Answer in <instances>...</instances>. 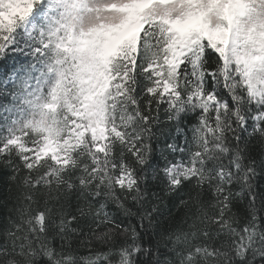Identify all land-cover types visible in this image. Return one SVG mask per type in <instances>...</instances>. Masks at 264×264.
<instances>
[{
  "label": "snow or ice",
  "instance_id": "6c2138e0",
  "mask_svg": "<svg viewBox=\"0 0 264 264\" xmlns=\"http://www.w3.org/2000/svg\"><path fill=\"white\" fill-rule=\"evenodd\" d=\"M262 2L245 0L254 5ZM42 10V0H0V14L6 21L0 26V42H6L9 36L5 33H11L21 21L40 24ZM207 19L213 28L223 23L215 13H209ZM240 19L233 17L231 28L225 29V43L231 40L232 30ZM44 25L40 24L38 34ZM152 38L141 33L136 59L124 81L136 120L118 127L120 135L109 136L103 144L86 135V149L80 145L58 157L51 153L44 155L40 151L41 142L21 122L19 101L14 98L10 107L0 111V164L12 173L7 181L3 180L4 173H0V195L4 194L3 185L7 183L17 217L3 231L0 264H167L166 260L154 258V253L164 255L155 240L164 222H156L151 213H145L141 219L148 222V227L138 231L130 222L125 224L107 210L111 202L127 212L124 201L139 200V178L134 166L143 164L147 158L144 126L149 122L153 105L161 102L170 109L179 110V105L184 103L200 109L194 134L197 150L188 163L164 169L168 188H178L186 180L194 181L195 190L188 199L200 203L205 186L213 193L211 216L205 214L207 223L202 221L200 229L184 233L179 241L169 237L176 264L213 261L218 253L210 243L213 228L210 225L234 238L237 257L234 264H248L252 248H264V233H258L255 217L241 226L234 222L231 211L234 178L238 176L242 184H247L254 168L251 164L244 166L243 157L227 169L215 163L212 168L206 167V161L226 151L227 135L248 124L253 113V119L259 120L256 130L264 142V70H257L253 81L196 34L195 41L187 45L175 67L161 64V70L157 71L145 43ZM33 52L39 55L37 46ZM9 69L7 58L0 60V77ZM138 73L147 81L143 86L147 97L143 110L134 96ZM245 100L254 101L258 107L250 105L251 110L245 111ZM41 189H47V193ZM249 195L254 203L255 197ZM73 196L78 206L70 215L65 211V203ZM37 197L44 199L43 205Z\"/></svg>",
  "mask_w": 264,
  "mask_h": 264
},
{
  "label": "trees",
  "instance_id": "16d2710c",
  "mask_svg": "<svg viewBox=\"0 0 264 264\" xmlns=\"http://www.w3.org/2000/svg\"><path fill=\"white\" fill-rule=\"evenodd\" d=\"M44 2L45 0H42V4ZM232 7L230 4L225 13L221 12L218 19H222L223 23H218L216 27L209 26L208 13H206L201 18L197 28L190 29L184 34H178L166 26L164 28V23L161 21L159 23L150 21L143 23L139 30L128 35L111 51H108L106 30L103 27L84 33L81 39L69 41L63 45L57 44V48L63 54L62 58L57 60V64L62 66V63L67 61V71L69 69L74 71L69 57L72 52L70 46L76 47L79 53H87L88 50H92L85 42V36L94 38L93 43L102 44L103 51L100 54L106 63L108 58L121 53L124 48L128 49V54L122 62V69L118 73L114 72L111 76L103 75V83L93 82V87L96 88L95 92L85 93L79 85L87 83V78H82L74 71L75 75L68 78L72 79L74 85L77 86L78 98L71 94L70 87L68 91L57 89L54 92H48V96L45 98V89L37 73L39 71L38 55L33 52L36 47L38 30L34 32L33 37L28 38L21 29V21L11 33H5L9 39L6 42H0V60L7 58V63L10 65L9 72L0 77V111H5L6 107H10V102L16 98L19 101L17 107L20 108L21 120L28 119L32 103L23 100L21 91L40 92L37 95L41 97L40 109L45 101L48 105L46 115L50 116V120L62 132L59 136L50 135L55 143L59 144L58 147L63 148L60 144L74 134L78 140L68 149L80 145H85L86 149V135L90 136L91 140L97 144H103L109 136H119L118 127L128 122L125 119L127 104L124 103L120 88L124 86L127 73L136 59L137 41H140L141 33H144L146 38L153 37L146 39L145 43L147 55L151 57L152 66L157 71L161 70V64L167 68L175 67L187 47L186 44L177 42L175 37L165 43L168 33H175L181 37L195 33L207 40L211 46L216 47L222 58L226 61H232L254 81L257 78V70H264V40L258 37L254 30L246 38H238L240 34L236 27L232 30L231 40L225 43L227 35L225 29L231 28L233 17L237 16ZM42 23H45L44 20L40 21V24ZM18 72L20 73L19 76H17ZM113 80L115 81L114 85L110 83ZM146 84L145 77L138 73L134 85V96L139 101L142 110L147 99L143 94V86ZM38 85L39 91H37ZM253 87H255L254 83ZM109 91L113 94L107 95L106 93ZM97 97H102V99L97 100ZM89 101H93V103L90 104ZM243 103L245 111L251 110L250 105L258 107L254 101L245 100ZM59 113L64 115L60 116ZM68 116H71L72 119L65 127L64 122ZM149 116V122L144 126L146 131L144 142L148 150L147 158L143 164L134 166L136 177L139 178L140 198L138 201H133L130 198L124 201V206L128 209L127 212L111 202L108 203L107 210L114 213L125 224L130 222L138 231H143L144 227H148V222L141 219L145 213H151L156 222H164L163 227L159 229V235L155 237L164 255L154 253V258L161 262L166 260L167 264H176L175 251L169 237L173 241H179L183 238L184 233H191L193 230L200 229L202 221L207 223L205 214L211 216L213 210V193L207 186L204 187L200 197L202 205L198 201L188 199L195 190L194 181L186 180L180 187L170 190L164 174L166 167L178 162L188 163L191 154L197 150L194 134L200 109L198 106L188 103L179 105V110L170 109L167 103L161 102L159 105H153ZM253 116L248 117V124L242 125L234 133L227 135L228 147L226 151L222 154H216L212 159L206 161V167L212 168L213 163H215L217 166L227 169L229 165L236 163L241 157H243L244 166L251 164L254 172L247 184H242L238 176L232 182L231 211L234 222L241 226L252 221L255 217L254 223L258 225V233H264V142L261 141L260 134L256 130V124L259 123V120H254ZM27 130L41 144L43 143L42 139L45 137H43L42 132ZM93 147H96V144ZM0 173H4V181H7L8 176L12 174L11 169L2 164H0ZM8 189L9 185L5 183L3 185L4 194L0 195V240L3 239L4 229L9 226L11 221L17 219L15 200ZM41 191L47 193V189H41ZM249 193L255 197L254 203L251 201ZM37 198L43 205L44 199L42 197ZM77 206V200L73 196L65 203V211L71 215L75 213ZM82 223L87 224L86 221H82ZM210 227H213L210 243L217 250L218 255L208 264H234V260L237 258L233 248L234 238L227 232H219L214 226L210 225ZM148 230L151 232V227ZM85 231H87L86 226ZM261 257H264V248L253 247L249 252L248 264H253L254 260L256 264H264V259ZM204 264L207 262L205 261Z\"/></svg>",
  "mask_w": 264,
  "mask_h": 264
},
{
  "label": "clouds",
  "instance_id": "9594fccd",
  "mask_svg": "<svg viewBox=\"0 0 264 264\" xmlns=\"http://www.w3.org/2000/svg\"><path fill=\"white\" fill-rule=\"evenodd\" d=\"M126 2L127 0H88V7L90 10L84 11L80 5L75 3V0L68 3H59L54 0L49 13V20L45 23L36 40V46L39 52V71L37 73L45 89V98H47L49 90L55 85L60 72L68 68L67 61L64 62L63 67L57 64V60L63 56L57 48V43L60 39V33L64 30L65 24L72 21L74 17H79L78 26L83 27L86 31L93 25L98 27L104 22H114L119 19L120 13L105 11L103 6L112 3L124 4ZM185 7L186 5H181L179 3H157L154 9L150 11H152L154 15H163L167 13L174 17L184 11ZM237 9V16L241 18L236 28L237 32L240 34L238 38H246L253 29H264V2L255 5L251 3L237 5ZM215 21L216 18L213 17V22ZM141 32H143V29H141ZM174 37L177 42L188 45L190 42L195 41L196 34L192 33L190 36L181 37L175 33H168L165 43L172 40ZM93 39L94 38L85 36V42L88 43L89 47L93 50L92 55L85 56L86 66L81 72V77H86L88 81L87 83L79 85L85 93L95 92L96 88L93 87V82L103 83V75L111 76L114 72L118 73L122 69L124 57L128 54V49L124 48L121 53L108 58L106 63L104 57L100 54L103 51L102 44L93 43ZM139 42L138 40V46ZM149 59H151V57H149ZM71 75H75L74 71L71 69L65 72L66 77H70ZM110 83L114 85L115 81H110ZM65 87H70L71 94L77 98L79 97V93L76 90L77 86L74 85L72 79H67ZM120 92L123 93L124 103L127 104V109L125 110L126 121L136 120V117L132 115L134 109H132L130 97L124 86L120 88ZM106 94L112 95L113 92L109 91ZM96 99L100 100L102 97H97ZM89 103L91 104L93 101H89ZM59 115L63 116L64 114L59 113ZM71 119V116L67 117V120L64 122L65 127Z\"/></svg>",
  "mask_w": 264,
  "mask_h": 264
},
{
  "label": "rangeland",
  "instance_id": "374dc122",
  "mask_svg": "<svg viewBox=\"0 0 264 264\" xmlns=\"http://www.w3.org/2000/svg\"><path fill=\"white\" fill-rule=\"evenodd\" d=\"M83 3V6L85 9L84 11L90 10L88 7V0H80ZM135 1H141V0H127L126 3L124 4H108L104 5V10L109 11V12H117L120 13V17L118 20L114 22H104L101 23L100 25H115L117 23H120L124 21L126 17V10L125 8L129 6L131 3ZM151 1V0H149ZM177 0H159L161 3H176ZM190 0H181L179 4L181 5H186L184 11H182L179 15L176 16H171L170 14H163V15H154L151 11L150 15L155 16L158 18L166 19L173 25H175L176 28L180 29L183 28L184 30L193 27L197 24V19L195 18V15L192 12H199V13H205V12H210V13H215V16L218 18L219 15H221V8L213 3V0H194V6L192 7L191 3L189 2ZM72 2V0H71ZM157 3L152 5L151 7H155ZM150 7V8H151ZM82 8V7H81ZM154 9V8H153ZM79 17H74L72 21L67 23L68 27H71L75 29L76 31H88L90 28L95 27V25L90 26L86 31L83 27H79ZM5 18L0 17V26H2L5 23ZM33 23H25V30L27 33H29L32 30ZM180 27V28H179ZM260 36H264V29H260L257 31ZM76 49V48H74ZM85 56L84 54H80V57H75L71 58L72 60V65L77 73H81L80 71L85 69ZM66 82V76H65V71L60 72L59 78L57 79V82L55 83L56 86L64 87V89L67 91L69 87H65L64 83ZM37 97H35L36 99ZM29 116L31 117V120L34 125H42L46 126L49 131L54 132L49 126H48V119L47 117L41 113V111L37 112L36 110H32L29 112ZM55 136V135H54ZM43 143L41 144V149L40 151L46 155V154H53L55 157H58L63 151L67 150L71 145H74L77 142V136L74 134L71 136V138H67L61 146L63 148L58 147L59 144H56L55 141L52 139L51 136H46L45 139L43 138ZM184 163L178 162L174 164L175 166H180L183 165ZM173 166V165H172Z\"/></svg>",
  "mask_w": 264,
  "mask_h": 264
}]
</instances>
